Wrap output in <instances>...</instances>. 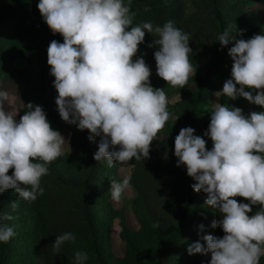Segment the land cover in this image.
I'll return each instance as SVG.
<instances>
[{"label":"clouds","instance_id":"obj_1","mask_svg":"<svg viewBox=\"0 0 264 264\" xmlns=\"http://www.w3.org/2000/svg\"><path fill=\"white\" fill-rule=\"evenodd\" d=\"M131 0H38L36 5L50 31L63 42L47 47L49 75L54 77L55 104L60 118L80 131L89 142L99 138L96 162L127 163L149 158L151 143L170 117L164 89L150 84L151 71L137 56L145 33L155 34L147 47H155L156 75L169 86L183 88L194 73L188 55L189 34L171 21L133 26ZM147 10V8L145 9ZM216 39L232 61L230 78L215 97L243 98L259 106L245 115L239 107L212 102L204 136L212 146L183 127L174 138L176 166H184L194 192L206 194L204 204L220 219L210 223L222 237L204 235L187 248L189 255L210 256L208 264H260L264 256V33L245 40L229 28ZM196 71V70H195ZM10 104V94L0 89V194L13 190L19 199L32 202L44 192L41 178L48 166L63 155L67 143L53 130L41 106L28 102L23 115ZM178 119V118H177ZM164 158L167 159V151ZM12 169L11 175L9 170ZM130 187V177L111 180L110 193L120 202ZM242 197L248 203L237 202ZM16 202L10 204L15 209ZM252 206H259L252 213ZM13 216L0 211V244L14 229L6 221ZM158 227V225H154ZM201 231L204 225H199ZM71 232L55 237L53 251L74 242ZM88 254L74 253V264H86Z\"/></svg>","mask_w":264,"mask_h":264},{"label":"rangeland","instance_id":"obj_2","mask_svg":"<svg viewBox=\"0 0 264 264\" xmlns=\"http://www.w3.org/2000/svg\"><path fill=\"white\" fill-rule=\"evenodd\" d=\"M37 3L38 0H0V89L10 94V104H6V107H14L19 111L17 120L25 110L24 104L28 102L41 106L42 109L45 107L43 102L38 104L42 95L38 74L45 61L46 49L38 44L37 35L21 11V4L26 8L35 7L37 18L42 20L36 7ZM130 10L135 13L133 26L144 21L162 26L165 22L171 21L176 27L189 34V47L192 52L189 53L188 58L194 73L188 77L183 88L167 85L156 75L153 57L155 47H147L156 38L155 34L145 33L144 43L138 46L137 56L143 54V59L150 68L151 86L154 89H164L170 117L157 134L156 140L151 143L149 158L143 161L133 159L121 166L120 176L130 177V187L120 202H114L110 197L114 213H107L106 217L100 214L97 218L95 233L98 235L101 255L96 252L89 233L78 188L63 185L61 180L48 172V175L41 178L44 192L35 201L27 202L19 199L17 193L14 195L20 204L19 211L25 214L28 225L23 224L24 221L16 219L8 211L13 216L9 222L15 235L10 239L13 241L11 252L7 255L10 260L5 264H74V253L77 251L88 254L86 264H102V260L105 264H160L162 241L167 235L174 236L176 242L182 243L174 251L176 260L184 261L189 255L188 246L197 239H202L208 234L223 236L220 228L210 227L211 221L220 217L215 210L204 204L206 194L194 192L196 193L194 201L200 206L189 205L193 191L191 185L194 181L187 176L184 166H176V157L173 154L174 142L168 147L160 144V141L172 139L183 127H192L195 135L206 137L204 132L210 121L212 102L229 104L233 107L236 105L235 101L228 100L227 97L213 95L214 92L222 89L226 75L212 74L207 79L202 67V64H213L220 55L213 7L208 0H131ZM244 12L253 25L264 31V5L249 3L245 6ZM223 71L226 73L228 69ZM49 77L54 80V77L50 75ZM199 83L204 84V89L202 98L197 102L196 93ZM47 95V107L50 108V113L58 116L62 125L56 127L49 118L51 128L58 130L67 141L62 156L72 161V169L67 168L69 175L67 178L75 179L88 167L87 155L76 158L77 134L80 130L60 118L55 104V97L58 94L54 87ZM249 106L251 107L242 110L245 115L258 111L256 105ZM97 140L99 142V138ZM211 146L210 141L206 150H210ZM165 151H167V159L164 158ZM11 173L12 169L8 174ZM235 199L237 202L248 203L242 197ZM3 200L6 198H3L2 202ZM258 207L252 206L250 215L255 213ZM124 222L133 233L130 246L122 238ZM201 224L204 225L203 231L199 228ZM25 225L27 226L23 227ZM19 228L27 238L30 255H39L41 262L25 263L22 260L24 251L17 244L19 238H22ZM64 232L73 233L75 240L65 242L60 252L56 253L53 251L52 243L56 236ZM197 257L205 258L207 262L210 259V256L201 254ZM174 264L181 263L175 261ZM260 264H264V256L261 257Z\"/></svg>","mask_w":264,"mask_h":264},{"label":"trees","instance_id":"obj_3","mask_svg":"<svg viewBox=\"0 0 264 264\" xmlns=\"http://www.w3.org/2000/svg\"><path fill=\"white\" fill-rule=\"evenodd\" d=\"M209 3L213 7L214 12V20L217 23V34L222 33L226 28H229L232 34L239 35L243 39L247 40L251 38L254 34L264 33L263 30L259 29L255 25L251 23L248 19L247 13L244 12L245 6L249 3H259L264 5V0H208ZM21 11L24 17L26 18L27 22L30 24L31 29L35 32L38 39V44L43 45L46 49V56L43 66L39 69V78H40V85H41V102L45 104L43 110L46 114V119L50 122V119L53 120L56 127H62L61 121L58 116L53 115L50 113V108L47 107L48 104V92L52 91V79L49 77V65H47V47L52 40H56L62 43V37L60 34H53L46 23L43 20L37 18L35 7L34 9L29 7L26 8L21 4ZM218 41V40H217ZM220 46V45H219ZM232 45L229 44L223 49L220 48V55L218 60H216L213 64L207 65L202 64L204 69V73L207 79L212 74H224L226 75V80L230 78V70L232 61L227 55L228 47ZM228 69L226 73L223 71L224 69ZM204 89V84H198V91L196 93L197 102L200 101V98ZM51 96V95H50ZM236 105L234 107H239L243 111L247 108H250V103L243 98H237L235 100ZM257 106V105H256ZM258 111L259 106L256 108ZM23 115V114H22ZM51 126V122H50ZM77 154L76 158L79 159L81 155H87V162L88 167L83 169V173L75 178H67L69 175L67 174L68 169H72V161L67 157L60 156L55 161L51 162L48 166V172L51 175L55 176L57 179L61 180L63 185L69 187L78 188L80 198L82 200V205L84 207L85 217L87 226H89V233H91V238L93 239L94 247L96 252L101 255L100 253V244L98 242V235L95 233L97 227V218L100 214H104L105 217L107 213H114L115 210L113 205L110 201L111 193L108 190V186L111 183V180L120 181L122 178L120 176V168L123 164L121 163H113L112 167H108L106 162H96L93 160V154L98 150V140L96 139L95 142H89L87 139L88 132L87 130L79 131L77 134ZM174 138L169 139L167 141H160V144L163 147H168L171 143L174 142ZM206 141V146L210 142V139L204 137ZM75 159V158H74ZM68 168V169H67ZM68 175V176H67ZM79 179V180H77ZM194 183V182H193ZM16 193L13 190H7L4 193L0 194V211L4 212H11L13 216L21 221H24L23 224H27V218H25V214H22L19 211V202L14 198ZM196 193L191 191V200L189 202L190 206L195 204V207H199V204H196L194 201V196ZM102 197V198H99ZM6 198V200L2 199ZM99 198V199H98ZM142 199V195H141ZM15 209L10 207V204L16 202ZM98 208V209H97ZM183 221V220H182ZM9 225L11 224L9 221H6ZM28 225V224H27ZM27 225L23 226L26 227ZM19 233L22 235V238H19L18 246L21 247L22 251V260L27 263L28 261H34L36 263L41 262L40 256H32L30 255L31 250L27 244V238L23 235V231L21 232V228H19ZM132 231L128 227V225L124 222L123 223V240L130 246L132 245L131 237ZM202 246L203 240L197 239ZM196 241V242H197ZM13 244L12 240H9L7 243L1 244L0 247V264H5L6 261L10 259L7 258V255L11 252V245ZM180 242H176L174 236L167 235L165 240L162 241V246L160 250V264H174L175 261H179L181 264H208L205 261V258L197 257L198 254L188 255L184 261L182 259L176 260V255L174 249H178L180 247ZM207 256V255H206ZM102 264L105 262L102 260Z\"/></svg>","mask_w":264,"mask_h":264}]
</instances>
